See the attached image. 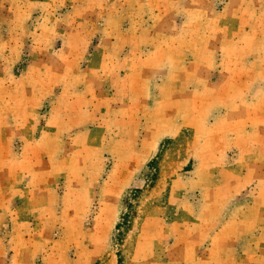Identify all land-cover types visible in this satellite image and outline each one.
Returning a JSON list of instances; mask_svg holds the SVG:
<instances>
[{
    "label": "rangeland",
    "instance_id": "obj_1",
    "mask_svg": "<svg viewBox=\"0 0 264 264\" xmlns=\"http://www.w3.org/2000/svg\"><path fill=\"white\" fill-rule=\"evenodd\" d=\"M0 264H264V0H0Z\"/></svg>",
    "mask_w": 264,
    "mask_h": 264
}]
</instances>
